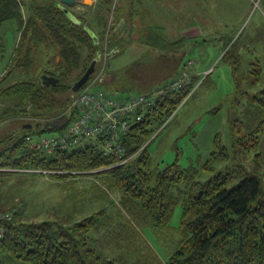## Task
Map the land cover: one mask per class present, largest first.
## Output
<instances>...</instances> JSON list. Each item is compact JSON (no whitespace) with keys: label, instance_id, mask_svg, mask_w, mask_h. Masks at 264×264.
<instances>
[{"label":"trees","instance_id":"trees-1","mask_svg":"<svg viewBox=\"0 0 264 264\" xmlns=\"http://www.w3.org/2000/svg\"><path fill=\"white\" fill-rule=\"evenodd\" d=\"M138 1L141 3L145 0ZM138 1L101 0L97 5L101 12L87 23L86 16L72 10L77 17V20L74 19L59 6L57 0H0V52L5 50L2 31L6 25H11L6 28L13 27L20 35L13 55L14 68L10 69L9 74H12L15 66L28 70L32 63V51L43 47L47 53L51 50L55 52L49 59L51 66L45 68L43 73L59 78L56 85L50 86L43 84L42 77L18 78L3 88L0 83V123L13 118L22 121V117L30 116L38 118L33 121L35 123H45L63 113L75 94L72 90L74 82L89 64L94 59H101L105 53L110 54L118 49L115 46L112 48L111 44L107 47L104 40L110 15L114 26L122 27L138 13L134 6ZM23 6L28 8L27 17H23ZM233 45L223 52L220 59L231 66L235 91L249 94L242 86L245 73L242 72L240 60L230 51ZM80 61L84 64L71 81ZM186 63L182 58L174 66L172 75L157 81L158 67H147V64L143 67V59L140 58L119 72L123 76L126 73V81L123 79L111 88L110 85L105 87L112 92L122 88L130 94L145 93L153 86L180 75ZM192 73L187 86L160 97L145 112L144 119L131 127L124 136L127 154L135 151L144 140L150 139L182 104L201 78L202 73ZM7 76L3 83L8 80ZM144 81L153 84L145 89L138 87ZM8 98L13 99L11 103L7 101ZM238 119L236 117L231 126L235 150L257 146L264 134V88L248 98L240 123ZM25 124L0 135V168L44 169L54 171L52 175L59 178L67 176L60 175L61 171H94L105 176L109 184L122 188V206L129 220L150 228L168 226L176 207L181 204L183 238L170 255L168 264H264V189L260 177L243 165L201 181L197 179L198 167L185 169L178 159L159 168L147 145L136 157L122 164H116V157L105 152L102 137L84 139L75 147L65 150L47 152L34 149L30 146L32 129H25ZM240 129L244 130V134ZM229 156V148L217 135L211 159L226 160ZM210 160L203 166L207 170L214 169ZM239 168L242 172L238 171ZM9 172L19 171L2 169L0 176ZM7 210L13 208H0V211ZM21 213L17 208L12 219L5 224L6 234L0 240L1 258L24 264L123 263L119 262L121 258L112 259L99 252L92 243L90 230L98 226L93 216L67 227L55 221L25 223L20 221ZM126 234L127 231H119L120 238L124 240Z\"/></svg>","mask_w":264,"mask_h":264},{"label":"rangeland","instance_id":"rangeland-1","mask_svg":"<svg viewBox=\"0 0 264 264\" xmlns=\"http://www.w3.org/2000/svg\"><path fill=\"white\" fill-rule=\"evenodd\" d=\"M100 1L95 0L93 5L78 3L72 10L86 16L87 23L92 22L91 18L101 12L97 8ZM134 6L138 13L122 27H115L110 15L104 40L107 47L111 44L112 48L118 49L110 53H114L112 56L108 54L103 85L111 88L123 79L126 81V73L123 76L119 72L140 58L143 59V67L145 64L158 67L157 81L172 75L174 66L182 58L184 63L193 59L190 70L202 74L195 93L179 107L170 123L130 154H127V144L124 143L127 160L122 161L114 155L116 164L136 157L148 146L159 168L178 159L185 169L198 167L197 179L206 181L218 172L235 169L241 164L260 177L264 189V134L257 146L239 150L233 147L231 136L233 120L242 117L248 98L264 88V0H145L136 2ZM22 13L27 17V6H23ZM143 16L145 19L141 20ZM7 26L11 25H6L2 31L5 50L0 52L1 87H7L18 78L40 79L43 70L51 66L49 59L55 54L54 50L47 53L43 47L34 49L30 68L25 70L15 66L10 75L20 35L13 27ZM231 44H234L231 54H236L245 73L242 86L249 94L235 91L231 66L220 59ZM104 57L105 54L98 59L96 71L102 67ZM83 64L80 61L71 81ZM210 68L212 70L206 76L205 72ZM6 76L8 80L3 83ZM140 84L142 86L138 87L145 89L153 83L144 81ZM115 92L120 98L130 94L122 88ZM12 100L7 99L10 103ZM23 122L15 118L1 122L0 135L20 127ZM39 130L32 129V136L36 138ZM239 131L244 134V130ZM217 135L229 148L230 156L226 160L211 159ZM209 160L214 167L212 170L203 167ZM238 171L242 172V169ZM52 172L36 169L34 172H9L0 176V208H18L22 212L20 221L25 223L55 221L67 227L93 216L98 226L90 230V235L99 252L112 259L121 258L119 262L124 264H168L170 255L183 238L181 204L176 207L166 227L136 225L129 220L122 206V188L109 184L105 176L94 171L73 170L58 171L60 175H67L59 178ZM119 231H127L126 240L120 238ZM0 264L24 263L1 258Z\"/></svg>","mask_w":264,"mask_h":264},{"label":"built area","instance_id":"built-area-1","mask_svg":"<svg viewBox=\"0 0 264 264\" xmlns=\"http://www.w3.org/2000/svg\"><path fill=\"white\" fill-rule=\"evenodd\" d=\"M107 57L108 53H105L100 70H95L86 84L74 94L67 109L55 119L57 120L63 115L68 114L67 123L62 128L55 130L41 129L36 138L31 135L30 146L32 148L53 152L75 147L84 139L102 137L105 152L112 153L122 159V161H126L127 158H125L123 148L124 136L128 134L131 127L144 119L145 112L155 105L160 97L169 91L184 88L191 82L193 76L190 66L194 64V60L190 59L187 62L185 70L180 75L170 78L163 84L153 86L145 93L134 92L120 98L116 92L108 90L103 85L106 75ZM1 61L0 55V64ZM211 70V68L208 69L205 75H208ZM195 89L196 86L190 91L182 104L187 101ZM181 105L165 121L163 127L174 118ZM22 120L24 121L23 123H35L33 122L34 118L31 117H22ZM2 169L23 172L35 171L23 168H0V170ZM16 210L17 208L0 211V240L6 234L5 224L12 219L13 213Z\"/></svg>","mask_w":264,"mask_h":264},{"label":"water","instance_id":"water-1","mask_svg":"<svg viewBox=\"0 0 264 264\" xmlns=\"http://www.w3.org/2000/svg\"><path fill=\"white\" fill-rule=\"evenodd\" d=\"M59 6L65 10L69 15L77 20V17L72 13V7L78 3H84L86 5H93L95 0H57ZM98 59H94L85 72L77 79L73 86L72 90L74 93L78 92L89 80L91 75L94 73ZM43 84L50 86L56 85L59 81V78L53 74L44 73L42 75ZM68 121V114L63 115L57 120L48 121V122H37V123H26L24 125L25 129H34V128H45V129H59L62 128Z\"/></svg>","mask_w":264,"mask_h":264},{"label":"bare ground","instance_id":"bare-ground-1","mask_svg":"<svg viewBox=\"0 0 264 264\" xmlns=\"http://www.w3.org/2000/svg\"><path fill=\"white\" fill-rule=\"evenodd\" d=\"M102 150H103V149H102ZM102 150H101V151H102Z\"/></svg>","mask_w":264,"mask_h":264}]
</instances>
